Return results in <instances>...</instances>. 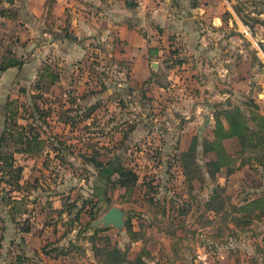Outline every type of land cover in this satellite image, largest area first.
Segmentation results:
<instances>
[{
    "label": "rangeland",
    "instance_id": "1",
    "mask_svg": "<svg viewBox=\"0 0 264 264\" xmlns=\"http://www.w3.org/2000/svg\"><path fill=\"white\" fill-rule=\"evenodd\" d=\"M237 3L242 21L257 37L256 22L264 26V0ZM92 43L81 58L40 56L61 73L47 99L38 100L48 110L41 132L48 147L42 159L16 155L15 164L24 167V188L12 197H24L25 210L19 222L12 220L19 231H8L5 245L0 242V264H12L18 255L24 258L19 264H96L92 240L118 246L130 258L148 251L149 264H264V212L259 205L244 208L264 196V142L249 146L237 137L225 138L233 171L226 166L215 178L206 162L216 155L204 150L228 104L242 106L251 127L256 114L264 115V40L253 48L247 44L255 78L239 87L234 99L220 103L213 126L203 129L176 115V97L159 87L154 73L147 76L140 69L136 80L122 40ZM167 75L161 81L165 88L171 85ZM32 86L19 85L28 92ZM27 100L22 102L29 103L32 114L20 111L26 119L19 121L37 125L35 104ZM96 161L108 163L107 170L100 173ZM120 162L138 175L130 188L115 184L118 175L111 171ZM218 186L224 191L213 199ZM114 205L126 212L124 228L94 227ZM28 226L29 234L23 230ZM132 230L140 235L134 237Z\"/></svg>",
    "mask_w": 264,
    "mask_h": 264
},
{
    "label": "crops",
    "instance_id": "2",
    "mask_svg": "<svg viewBox=\"0 0 264 264\" xmlns=\"http://www.w3.org/2000/svg\"><path fill=\"white\" fill-rule=\"evenodd\" d=\"M237 6V0H0V58L11 47L25 60L0 72V135L9 94L19 97V85L33 84L37 69L50 63L41 54L81 58L94 40L110 44L115 37L125 45L136 80L140 69L154 73L159 87L176 97V115L183 114L196 129L213 126L215 108L255 78L247 44L253 48L264 40L261 22L255 24L257 37L245 35ZM166 74L167 88L161 83ZM0 189V242L5 245L8 231L19 229L2 202L8 187L3 183Z\"/></svg>",
    "mask_w": 264,
    "mask_h": 264
},
{
    "label": "trees",
    "instance_id": "3",
    "mask_svg": "<svg viewBox=\"0 0 264 264\" xmlns=\"http://www.w3.org/2000/svg\"><path fill=\"white\" fill-rule=\"evenodd\" d=\"M52 6V3L50 4ZM2 15H8L7 9H1ZM14 16L12 12L9 14ZM243 18V16H242ZM25 63V60L21 57H18L16 53L12 50L11 47H8L2 54L0 58V72L7 70L10 67H21ZM55 66L51 63H46L40 73L38 74L34 86L31 87V91L28 92L27 89L22 88L20 91V96L14 99H9L5 104V122L4 130L0 135V187L3 183L6 184L4 189L5 195L2 196L4 204L9 206V213L11 219L14 222L18 221V214L23 213L24 207V197H12L13 192L21 193L24 188L22 173L24 170L23 166L16 165V155L22 154L27 158H39L43 156L45 149L48 147L47 138L41 135V132H45L46 122L45 115L47 114V108L41 107V104L38 103V100H46L47 94L52 90V88L60 82L61 73L55 70ZM24 99H30L34 102V112L38 114L39 124H28L22 123L19 120L26 117L21 116L20 111H30L31 107L28 104L22 102ZM21 100V103H20ZM28 101V100H27ZM29 101V102H30ZM26 105V108L24 107ZM49 109V108H48ZM25 112V113H26ZM66 113L71 111H65ZM31 115L32 112L30 111ZM34 114V113H33ZM223 118L217 119L216 129L214 131L215 138L210 140H205L204 150L207 152L214 151L215 155L213 158L209 159L206 164L210 172L211 177L215 178L216 173L228 166L233 171L234 163L232 162V156L228 153L226 147H224L222 141L225 138L237 137L242 145L255 146L258 142H264V115L256 114L255 121H257L255 127H251L246 119L245 113L242 110L240 105H229L223 109ZM33 118V117H32ZM37 120V116L34 115V121ZM66 121V120H65ZM67 122V121H66ZM69 124V122H68ZM257 141V142H256ZM12 151H8L11 149ZM192 154L197 150L195 145H192L189 149ZM189 150L186 154L189 153ZM108 163H103L101 161H96V168L102 173L107 170ZM111 173L118 175V178L115 181L116 185L122 187L130 188L138 180V175L126 168L121 162L117 164L115 169ZM112 174V175H113ZM220 189L215 190V195L213 199H216L222 194L224 189L221 186L217 187ZM2 190L0 189V192ZM23 196V195H22ZM212 201H209L210 205L213 204ZM255 205H259L262 212H264V196L258 197L255 200L250 201L245 205L244 208H251ZM213 207V205H212ZM250 215H246L249 217ZM240 219L238 215L234 216V220L237 222ZM32 226L23 227V230L29 232ZM132 235L134 237L140 235L139 231L132 230ZM97 234V232H96ZM95 234V236H96ZM93 241V248L95 250V257L97 259L96 264H149L148 260L145 258V254L148 251H142L136 255L134 258H130L129 254L123 251L118 246H111L110 243L106 245H99L97 241ZM109 242L110 240L107 239ZM43 251L48 254L49 251L46 250V246L43 247ZM24 258L21 255H18L16 261H12V264H19L23 262Z\"/></svg>",
    "mask_w": 264,
    "mask_h": 264
},
{
    "label": "water",
    "instance_id": "4",
    "mask_svg": "<svg viewBox=\"0 0 264 264\" xmlns=\"http://www.w3.org/2000/svg\"><path fill=\"white\" fill-rule=\"evenodd\" d=\"M154 67L157 66V63L153 64ZM126 223V212L122 210L121 207L114 205L110 207L106 213L99 219L93 222L94 227H109L114 226L118 230H122Z\"/></svg>",
    "mask_w": 264,
    "mask_h": 264
},
{
    "label": "built area",
    "instance_id": "5",
    "mask_svg": "<svg viewBox=\"0 0 264 264\" xmlns=\"http://www.w3.org/2000/svg\"><path fill=\"white\" fill-rule=\"evenodd\" d=\"M244 33H245V35H252V30H251V28H250V26L249 25H245V27H244Z\"/></svg>",
    "mask_w": 264,
    "mask_h": 264
}]
</instances>
